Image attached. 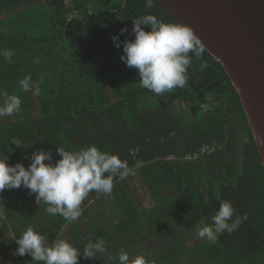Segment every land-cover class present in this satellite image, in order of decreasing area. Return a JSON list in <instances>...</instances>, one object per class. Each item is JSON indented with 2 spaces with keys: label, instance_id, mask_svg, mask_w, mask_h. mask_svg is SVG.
Here are the masks:
<instances>
[{
  "label": "trees",
  "instance_id": "obj_1",
  "mask_svg": "<svg viewBox=\"0 0 264 264\" xmlns=\"http://www.w3.org/2000/svg\"><path fill=\"white\" fill-rule=\"evenodd\" d=\"M144 14L179 22L157 1L146 9L145 0H0V49L14 52L11 63L0 58V89L22 100L18 114L0 118V158L28 167L26 155L51 150L46 163L55 164L57 145H96L129 166L110 194H88L74 222L49 215L23 186L5 189L0 264H37L13 254L11 238L29 226L81 251L102 238L109 253L123 248L147 264H264V165L241 98L207 50L192 58L184 88L162 96L142 88L121 55L123 42L135 38L133 19ZM125 27L117 48L112 36ZM26 75L37 94L18 88ZM225 200L248 219L231 234L201 240L195 225L210 224ZM78 264L106 261L81 256Z\"/></svg>",
  "mask_w": 264,
  "mask_h": 264
},
{
  "label": "clouds",
  "instance_id": "obj_2",
  "mask_svg": "<svg viewBox=\"0 0 264 264\" xmlns=\"http://www.w3.org/2000/svg\"><path fill=\"white\" fill-rule=\"evenodd\" d=\"M155 4L156 0H145L146 9H152ZM142 25L150 26V30H145ZM127 31V27L122 28L119 34L112 36L117 48L121 46L119 35ZM132 33L135 38L123 42L121 60L127 67L137 70L140 86L157 96L184 88L192 58L202 60L206 51L204 43L189 25L166 23L153 14L133 19ZM13 55L10 49H0V58L7 63L12 62ZM204 66L202 63L201 67ZM18 88L33 95L39 92L31 75L20 79ZM21 105L19 95L0 89V118L18 114ZM11 143L27 147L16 138ZM57 154L61 158L52 164L46 163L52 160L51 150L34 151L30 157H24L31 160L28 167L22 162L9 164L8 157L0 158V193L23 186L29 194H35L37 205L41 202L47 205L49 215H59L67 222H74L81 216V204L90 192L110 194L114 179L123 180L129 174L127 161L117 154L101 151L96 145L78 151H67L57 145ZM234 216L231 202L222 201L210 224L195 225L197 237L213 241L218 234H231L248 219L247 214L233 219ZM11 239L18 245L14 255L30 254L37 264H78L81 256L85 259L104 258L106 264H147L145 256H131L123 248L115 255L109 253L102 238L89 240L81 251L66 239L57 238L49 243L44 235L29 226L18 238L13 236Z\"/></svg>",
  "mask_w": 264,
  "mask_h": 264
},
{
  "label": "water",
  "instance_id": "obj_3",
  "mask_svg": "<svg viewBox=\"0 0 264 264\" xmlns=\"http://www.w3.org/2000/svg\"><path fill=\"white\" fill-rule=\"evenodd\" d=\"M189 25L227 71L264 165V0H156Z\"/></svg>",
  "mask_w": 264,
  "mask_h": 264
}]
</instances>
